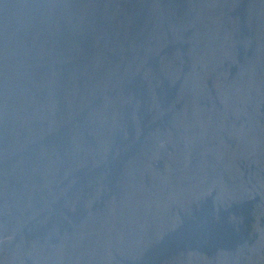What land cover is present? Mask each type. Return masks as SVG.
<instances>
[{
  "label": "water",
  "instance_id": "obj_1",
  "mask_svg": "<svg viewBox=\"0 0 264 264\" xmlns=\"http://www.w3.org/2000/svg\"><path fill=\"white\" fill-rule=\"evenodd\" d=\"M0 264H264V0H0Z\"/></svg>",
  "mask_w": 264,
  "mask_h": 264
}]
</instances>
